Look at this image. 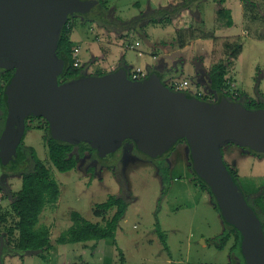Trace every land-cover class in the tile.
<instances>
[{
  "label": "rangeland",
  "instance_id": "374dc122",
  "mask_svg": "<svg viewBox=\"0 0 264 264\" xmlns=\"http://www.w3.org/2000/svg\"><path fill=\"white\" fill-rule=\"evenodd\" d=\"M211 1L215 3L212 7L193 8L191 15L177 25L172 24L171 13L157 16L158 23L141 21L139 30H121L117 20L129 22L142 16L144 12L141 14L135 4L146 5L147 0H104L106 11L99 5L89 9L88 17L95 20L88 21L80 14L71 16L70 39L82 43L79 68L96 76L106 74L105 66L114 69L125 59L130 72L137 67H142L146 75L160 71L166 85L171 84L167 78L175 82L187 80L193 94L201 92L216 102L217 96L208 91L207 84L198 82L207 79V71L214 64L230 60L228 92L236 98L245 93L249 101H259L260 93L264 101V0H225L223 4ZM178 5H171L168 10L174 11ZM222 8L230 9L232 27L226 25V17L218 15ZM92 41L106 58L101 55L99 66L90 69L94 56ZM226 44L243 46L237 59H231L232 52ZM152 54L158 57V64L150 70L145 64H155ZM29 124L22 143L36 151L60 188L58 201L48 204L39 220L40 226L50 229L53 248L44 251V257L19 251V217L12 204L21 191V173L25 166L11 169L0 166V235L4 252L0 251V264H121V253L124 264H230L233 240L223 250L213 243L224 232L225 224L214 209L210 194L200 190L193 181L195 175L185 140L164 156L171 167V185L160 202L163 186L156 163L132 142L107 160L87 151L76 169L60 172L49 160L44 139L46 121L35 118ZM222 152L226 164L237 172L245 194L249 196L255 184L264 185V156L252 155L232 143L226 144ZM125 193L132 202L115 238L98 243L58 244L61 233L73 224L72 212L80 213L88 221L103 223L114 211L96 217V205L111 195ZM159 204L158 220L166 234L168 251L156 232Z\"/></svg>",
  "mask_w": 264,
  "mask_h": 264
},
{
  "label": "water",
  "instance_id": "95a60500",
  "mask_svg": "<svg viewBox=\"0 0 264 264\" xmlns=\"http://www.w3.org/2000/svg\"><path fill=\"white\" fill-rule=\"evenodd\" d=\"M97 0H0V69L13 68L5 96L8 122L0 163H16L26 120L47 121L57 140L92 146L111 158L126 142L152 159L185 140L193 170L216 198L223 220L242 236L245 264H264V229L227 168L222 153L232 143L264 154V108L251 110L225 97L204 101L169 88L161 73L131 80L121 67L102 76L60 82L64 61L56 51L68 19Z\"/></svg>",
  "mask_w": 264,
  "mask_h": 264
},
{
  "label": "trees",
  "instance_id": "16d2710c",
  "mask_svg": "<svg viewBox=\"0 0 264 264\" xmlns=\"http://www.w3.org/2000/svg\"><path fill=\"white\" fill-rule=\"evenodd\" d=\"M97 1H98L97 5H99L103 10L106 11L107 6L104 0H97ZM199 1L201 0H187L184 3L178 5L177 8H175V10L172 12H170L168 8H161L156 11L144 12L142 16H139L138 18H135L134 20L129 22H124L120 19L117 21L121 25V30H131V29L139 30L138 28L139 25L141 24L140 23L141 21H143L144 23H146V21L152 23H158L157 16L164 17V15H168L171 13L172 16L177 17L183 10L190 8L192 3ZM217 1L220 4H223L225 0H217ZM136 6L138 7L139 3H136ZM93 8L95 9L96 5L92 6V9ZM89 15L90 12L88 10V12L86 14H83L82 16L88 21L93 19L95 20V18L93 17L92 18L88 17ZM218 15L227 18L226 25L228 27L233 26L231 13L228 9L222 8L221 10L218 11ZM106 22L108 23V21H105V23ZM72 27L73 25L71 24L69 18L67 24L64 26L61 32V35L57 41V46H56V51L58 56L64 61V71L59 77V81L63 83L77 80L84 76H88L84 68L74 67L75 46L71 41L69 35L71 33ZM226 47L230 49L232 52L231 59H237L240 52L243 50V46L240 44L237 45L226 44ZM229 64H230V60H228L225 63L219 62L214 64L207 71V79L204 81L200 80L198 83L204 85L207 84L206 87L208 91L211 94L217 96V101L225 97L231 101L239 102L243 104L246 108L251 110L264 108V101L261 100L262 96L260 93H259L260 95L259 101L256 100L249 101L247 100V96L245 93H242L240 97L236 98L228 92L229 86L227 85V68L229 67ZM124 68L127 69L129 78H131V73L128 70V68L126 66ZM14 73H15V69L13 68L0 69V143H1V137L5 132L8 122V105L5 96V89L7 84L10 82L11 78L13 77ZM102 75L104 74H98L96 76H102ZM161 76L163 78L162 74ZM167 86L173 89L171 84ZM196 97L204 101H210L207 96H203V97L196 96ZM35 118L43 119L38 116H31L27 118L26 132L30 129L29 122ZM46 124L48 127H47V134L45 135L44 139L48 148L49 160L58 171L69 172L76 169L79 160L85 156L87 151L92 152L93 154H97L96 149L93 148L92 146H86V145L84 146L77 143H69L55 139L54 137H52L50 133L49 124L47 123V121ZM22 142L16 148L14 153L16 158V163L11 165L12 168L20 167L23 165L25 166V170L22 171L21 173L22 175L21 191L19 192L16 200L12 204L14 212L19 217L18 249L21 252L32 253V254L36 253L44 257L43 252L50 251L53 248V244L50 238V229L45 225L40 226L39 220L45 207L48 204H53L58 201L60 195V188L57 181L52 176L50 169L38 157L36 151L33 148L26 147L25 145H23ZM245 149H247L250 153L256 156L257 155L264 156L263 153H258L249 148H245ZM167 153L165 155H167ZM164 156H162L161 158L153 159L156 163L158 173L161 177L162 186H163L160 202L167 194L171 185L170 166L169 163L164 159ZM189 161L191 163V167L193 168L191 153L189 156ZM227 168L232 174L234 180L241 187V185L238 182L237 172L231 167H229V165H227ZM194 175L195 178L193 181L195 182L196 186H198L200 190L204 192H208L210 194L215 210L222 217L221 210L219 208L216 198L213 195V192L211 191L209 186L205 183V181L199 178L195 172ZM121 181H123L122 177H121ZM123 185H124V181H123ZM249 193L250 195L248 196L244 192L248 204L259 217L264 229V195L262 194L261 191H259V189H252L249 191ZM131 202L132 200L127 196V193H125L123 195H111L108 197V199L105 202L97 204L96 210L94 212L96 217H103L104 215L109 213V211H114L111 217L104 218L103 223H95L88 221L85 218H83L80 213L76 211L72 212L71 220L73 224L68 230L61 233V235L57 240L58 244H76V243L85 244L88 242L98 243L99 241L104 239L115 238L120 222L124 219ZM160 211H161V206L159 204L155 216L156 227H157L156 232L159 236V239L164 249L168 251L169 247L167 244L166 234L162 230L158 220V213H160ZM224 224H225L224 232L213 239L214 245L218 249L223 250L227 246L229 241L233 240V245L230 249V264H245V260L242 252L241 233L238 231L236 227L227 224L225 221ZM1 242H2V238L0 235V251L1 253H4L3 243ZM120 255H121V264H124L123 253H121Z\"/></svg>",
  "mask_w": 264,
  "mask_h": 264
},
{
  "label": "crops",
  "instance_id": "0c3cea01",
  "mask_svg": "<svg viewBox=\"0 0 264 264\" xmlns=\"http://www.w3.org/2000/svg\"><path fill=\"white\" fill-rule=\"evenodd\" d=\"M185 1H187V0H147V4L145 5V4H143V3H141V2H136V3H139V6L137 7L136 6V4H135V6L137 7V9L138 10H140L141 11V14L143 13V12H145L146 10L147 11H149L150 9L152 10V11H156V10H159V9H161V8H169V6H171V5H174V4H177V3H184ZM215 3L214 2H212L211 0H201V1H199V2H194V3H192L191 4V6H190V8H188V9H185V10H183L177 17H173L172 18V24L173 25H177L179 22H182L183 21V18H188V16L189 15H191V11H192V9L193 8H196V7H198V9H201L202 10V7H204V8H210V7H212V5H214ZM243 6V4H240V6ZM229 11H230V9H228ZM198 11V10H197ZM200 12V11H199ZM139 16V15H138ZM128 21H130V20H128ZM180 29V28H179ZM72 41V40H71ZM98 41V40H97ZM73 42V44H74V46H75V49H77V48H79V57H80V51H81V49H82V47H81V44L82 43H77V42H74V41H72ZM137 43H139V42H137ZM92 44V45H91ZM90 45L91 46H93V52H94V56H93V58H92V62H91V67H90V69H92V67H94V68H96L97 67V65L100 63L99 61H98V58H101L102 56L101 55H103V53L104 52H100L99 53V51L97 50L98 48H99V46L98 45H96L95 44V42H90ZM152 45V44H151ZM97 47V48H96ZM100 47H102V46H100ZM139 55H144L143 53H141V52H139L138 53ZM104 56V55H103ZM106 56V55H105ZM102 57V58H104V60H105V58L106 57ZM123 57H125V56H123ZM157 56L155 55V54H152V60H153V62L155 63L154 65H152L151 63H146L145 64V66L147 67V68H149L150 70L151 69H154L156 66H157V64L158 63H156V60H157ZM127 64H126V60L125 59H122V63L117 67H115L114 69H112L110 66H105V70H106V72L105 73H110V72H113V71H115V70H117V69H119V68H121L122 66L123 67H125ZM99 66V65H98ZM138 68V67H137ZM140 68H142V67H140ZM158 72H160V71H158ZM165 78V77H164ZM185 78V77H184ZM234 78L236 79L237 77H236V75L234 76ZM167 80H168V82L169 83H172V82H175V79H171V78H167ZM237 81H238V79H236ZM243 92H244V90H242ZM251 154V153H250ZM187 155H189L190 156V150H189V152H188V154ZM252 155H254V154H252ZM251 155V156H252ZM246 156V155H245ZM256 157V156H255ZM170 171H171V167H170ZM195 183V182H194ZM196 185V184H195ZM256 185V187L254 188V189H260V191L262 192V194L264 195V185L263 186H259V184H255ZM263 189V190H262ZM213 204V203H212ZM213 207H214V205H213ZM215 209V208H214ZM219 214V213H218ZM220 215V214H219ZM221 217V216H220ZM221 219H222V217H221ZM222 222L224 223V221H223V219H222ZM119 228V227H118ZM118 230V229H117ZM116 237V236H115ZM76 244H82V243H76ZM86 244V243H85ZM97 245V244H96ZM92 247V249H94L95 248V246H91ZM88 249V248H87ZM100 258V257H99ZM100 261H101V258H100ZM101 264V263H100Z\"/></svg>",
  "mask_w": 264,
  "mask_h": 264
},
{
  "label": "built area",
  "instance_id": "2783aa9c",
  "mask_svg": "<svg viewBox=\"0 0 264 264\" xmlns=\"http://www.w3.org/2000/svg\"><path fill=\"white\" fill-rule=\"evenodd\" d=\"M137 45H139V43H136V46ZM132 49H134V47H132ZM79 63H80L79 48H77V49H75V54H74V67L79 68V65H80ZM130 73H131L130 79L134 80V81L142 80V79L147 77L144 70L140 67L132 70ZM171 86H172L173 90H175V91H179V92H183V93H189V94L191 93L192 95L198 96V97L203 96L201 92L193 94V92L190 91V89H192L190 82H188L187 80L172 82Z\"/></svg>",
  "mask_w": 264,
  "mask_h": 264
},
{
  "label": "flooded vegetation",
  "instance_id": "af4514ba",
  "mask_svg": "<svg viewBox=\"0 0 264 264\" xmlns=\"http://www.w3.org/2000/svg\"><path fill=\"white\" fill-rule=\"evenodd\" d=\"M129 142H131V141H129ZM126 143H128V142H126ZM126 143H125V144H126ZM125 144H124V145H125ZM124 145H123L122 147H124ZM102 160H104V159H102ZM0 166L5 167V168H7V169H11V168H12L11 165H10V166H6V165H3V164H1V163H0ZM1 243H3V242H1Z\"/></svg>",
  "mask_w": 264,
  "mask_h": 264
}]
</instances>
